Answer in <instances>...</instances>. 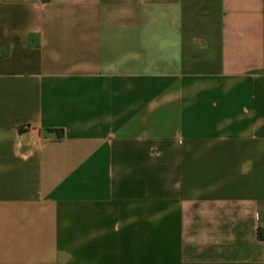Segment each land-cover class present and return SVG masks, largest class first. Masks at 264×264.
I'll use <instances>...</instances> for the list:
<instances>
[{"label":"crops","instance_id":"crops-1","mask_svg":"<svg viewBox=\"0 0 264 264\" xmlns=\"http://www.w3.org/2000/svg\"><path fill=\"white\" fill-rule=\"evenodd\" d=\"M264 0H0V264H264Z\"/></svg>","mask_w":264,"mask_h":264},{"label":"trees","instance_id":"trees-1","mask_svg":"<svg viewBox=\"0 0 264 264\" xmlns=\"http://www.w3.org/2000/svg\"><path fill=\"white\" fill-rule=\"evenodd\" d=\"M261 237L264 239V230L260 232Z\"/></svg>","mask_w":264,"mask_h":264}]
</instances>
